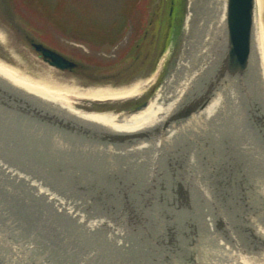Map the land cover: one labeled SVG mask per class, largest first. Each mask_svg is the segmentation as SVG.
I'll use <instances>...</instances> for the list:
<instances>
[{"label":"rangeland","instance_id":"374dc122","mask_svg":"<svg viewBox=\"0 0 264 264\" xmlns=\"http://www.w3.org/2000/svg\"><path fill=\"white\" fill-rule=\"evenodd\" d=\"M191 1L172 0L171 6L166 0H0V35H3L0 59L34 78L49 75L59 85L129 87L142 82L144 86L138 95L90 108L123 113L153 99L166 76L177 69V59L183 56L187 45L183 39L197 34L198 23L187 28L188 32L185 29ZM201 2L205 3L199 5ZM207 2L195 0L194 11L210 16L212 7ZM166 16L171 17V22ZM160 18L161 21L164 18L165 29L157 30ZM221 36L222 44L225 38L224 34ZM32 40L79 62L82 67L74 71L58 69L39 55L31 45ZM195 68L198 70L199 66L192 64L191 70L196 71ZM240 89L238 99L245 100L247 94ZM69 97L76 109L87 110L81 105L87 101ZM14 112L0 125V136L7 139L6 146L0 149V164L8 172L0 171L1 176L5 175L0 181V199L9 197L11 203L7 205L10 215L5 220L2 217L5 210L0 209V223L23 220L24 225L30 226L25 229L31 234L21 227L12 231L38 237V249L44 253L49 254L55 248V252L66 256L71 242L89 238L86 233L89 222L100 219L109 228L105 226L90 235L91 241H83L88 244L87 252L75 255L86 260L82 264H237L230 258L232 250L242 256L238 263L264 264V235L258 228L264 226V147L255 146L252 139L253 142L239 132V126H246L248 120L240 117L241 124L236 126L221 115L215 128L217 133L206 135V146L205 138L197 144L190 138L176 148L171 147L173 151H166L164 145L142 150L132 158L136 164L125 168L131 157L120 154V146L108 141L105 146L102 142L106 149L95 153L81 149L85 143L77 141V146L71 147L72 150L75 147L73 153L67 147L71 139L61 137L60 133L79 132L73 135L84 140V132L66 128L65 133H59L58 127L65 128L49 121L42 112L43 119L27 114L22 108ZM28 118L32 127L38 123L44 129L48 123L47 131L33 132L32 128L28 134L22 133L18 121ZM89 130L95 132L92 127ZM35 133L41 136L36 137ZM58 134L57 142L49 137ZM139 141L132 145L140 144ZM75 157L86 168L83 178L79 177L83 172L75 165ZM12 169L19 170L23 177L26 174V180L18 179ZM33 182L47 189L50 196L53 192L66 199L73 197L71 202L76 206L69 208L71 204L59 202L54 206L44 195L36 201L27 189L28 183ZM87 182L92 189L83 188ZM179 185L187 191L190 201V206L180 209L176 208L182 206ZM145 194L150 196L152 208L142 202L140 212H145L140 216L131 206L139 205ZM16 196L27 201H14ZM33 205L36 210L31 208ZM81 212L89 222L81 217ZM131 219L141 223L133 225ZM210 219L216 223L212 231L207 222ZM220 221L225 225H220ZM230 230L238 240L235 245ZM21 251L20 261H10L5 252L8 261L0 260V264H36L33 253ZM258 254L263 255L260 263L247 262L250 257L254 259L251 255Z\"/></svg>","mask_w":264,"mask_h":264},{"label":"bare ground","instance_id":"6f19581e","mask_svg":"<svg viewBox=\"0 0 264 264\" xmlns=\"http://www.w3.org/2000/svg\"><path fill=\"white\" fill-rule=\"evenodd\" d=\"M196 3L195 0L191 1L192 6L190 8L188 18L186 19L185 29L186 32H188V29L192 24V22L196 21L198 23L196 28L197 34L193 35L189 40H187L186 38L183 39V43L185 44L187 43V45L183 49L184 52L182 51L184 53L183 56L179 57L180 59L176 58L179 62L177 69L172 74L166 76V80L163 83H161V85L158 87L155 97L148 101L147 106L143 107L142 109L132 111L128 114H126V112L129 111L128 109L123 111V113L115 112L116 114L114 112H101L95 109H90L92 107L96 108L97 105H102L107 103L109 104L111 103L112 100L138 95L142 87L144 86L143 84H140L142 82L136 83L129 87H113V86H102V85L95 87H81L78 86V84L59 85V83L52 80V78L49 75L41 76L40 78H34L29 75H26L24 72L20 71L16 67L10 66L5 61H2L0 59V125L6 123L9 114H14L15 113L14 111L19 108H22L23 111H25L27 114L30 113L31 115H35L38 117L42 115L41 114L42 112L43 116L46 117L49 121L55 123L57 126H61L62 128H65V129H61L60 127H58L60 129L59 133L63 132V130H66V128H69L72 130L82 131L86 134V139L83 140V138L73 135L74 133H79V132H72V133L70 131L68 133L63 132L66 135L60 133L61 137L65 138V136H68L69 140L71 139L69 146H67L70 147V149L74 145L75 147L77 146L76 145L77 141H80L78 143H80L81 145L83 144L82 142L86 144V145L83 144L84 146H81V149L83 147L87 149V152L93 151L95 153H99L105 150L106 147H102V145L104 144L106 146L107 141L114 143L115 146H120L122 150L120 151L121 152L120 154L122 155L125 154L128 157H131L130 161L125 163V168H128L129 166H133V164H136L135 162L132 161V158L140 154L142 150L143 152L147 150H154L164 145L163 147L165 148L166 151H173L174 148L171 147L176 148L181 143L183 144V142L187 141L190 138L191 140L194 141L195 144H197V142L199 141L201 142L202 138H205V146H206L207 136H213L215 133H217L215 132V128L217 126L218 120L220 119L219 117H221V115L223 119L224 118L227 119V122L232 120V123H234L236 126L240 123L241 120L240 117H242L246 121L248 120L246 126H243V124L239 126V130H240L239 132L244 137L250 138V140L252 139L255 142L254 143L255 146H260L261 148H263L264 125H261V121L260 120L257 121L255 118L256 117L259 118L264 115V82L263 85L261 86L262 90L259 91L258 89H260V87L256 86V81H253L254 80L253 72L257 70H259L260 72L261 70L262 72L261 77H263L262 81H264V22H263L264 0H255L254 37H253L255 54H253L254 61L252 59V56L250 58L251 65H249V69L242 75H239L237 80L236 78H233L230 81L229 80L226 81V79L223 78L222 79L223 82H221L220 84H218L219 81L217 80L216 82L217 87L215 86L216 89L214 95L212 96L209 104L203 110L197 112L195 115H193L192 117L188 118L183 122H180L179 124H172L171 127L169 126L170 128L163 127L164 122L179 108L180 103L183 102L186 98H188V93L189 96L193 98L191 90L194 87L195 78L200 74L203 75L204 78L207 77L209 74L206 71L209 69L210 66L209 64H213V71L219 68V64H220L219 62L220 59H222L221 58L222 52H218V51H220L223 47L226 46L225 42H222V44L220 43L222 37L221 34H224V38H226L225 35L226 34L225 33L226 0H209L207 4L210 3V5L208 4V6L212 7V9L210 12V16H206V17L201 15L202 13L198 14L197 11H194ZM204 3L205 2L203 3L201 2L199 5ZM0 36L3 39V35ZM192 64L199 66L198 70L197 68H195L196 71L191 70ZM211 78H212L211 76H208L206 79L201 81L202 84L206 83L207 79L210 80ZM215 78L216 77H214V79ZM208 83L210 85L212 81H209ZM239 88L242 89L244 94H250L249 100L241 99V101H239L238 92H237V89ZM69 96H73L77 99H82L83 102L87 101L86 103L81 104L87 110L84 109L85 111H83L82 109L81 110L76 109V105L74 106V104L69 101L70 100ZM252 104L253 106L256 105L255 108L258 107V110L256 109L257 111L251 110L252 108H249L252 107ZM136 107L138 106L132 107L130 108V110L131 109L133 110ZM47 110L49 112H47ZM43 116H41L42 119L44 118ZM257 122L260 124H258ZM32 124L33 123L29 118L18 121V125L20 126L19 128L24 130L22 133H27V134L30 131H32V128H34L33 132L34 130L40 132L47 131V127L49 126L47 125L48 123H46L43 129L42 128L43 124L34 123L33 127L31 126ZM89 127L94 128L95 132L89 130ZM155 127H160L159 131L161 130V132L159 134H157L156 136H151L148 139H144L143 141H139L141 143L134 146L132 145L134 141L128 139L117 141V140H113L112 138H111L112 140L108 138L109 136H112L114 134L121 135L126 133L149 132ZM97 129L100 131L96 132ZM55 132L57 133V131ZM29 135H34V134H29ZM35 135L36 137L37 136L40 137L41 133L40 134L35 133ZM49 137H52L53 140L54 141L56 140L57 142L59 139L57 137L60 136L58 134L57 136L52 135ZM92 137H96V138H92ZM91 139H93V141H90ZM252 140L251 142H253ZM6 141H7L6 136L1 135L0 149L6 146L5 145ZM91 142L92 144L93 143L94 144L90 146L89 143ZM97 144L101 146H98ZM123 146L126 147L127 149H123ZM75 147L73 150L71 149L73 153H76L74 152ZM113 149L115 150L116 148L113 147ZM104 152H108V151H104ZM154 156H156V154ZM76 160L77 161L75 165L78 167L80 171L83 172V173H79L80 175L79 177L83 178L82 176H84V173L86 174V168L84 166H80L83 163L80 159H78V157L76 158ZM4 168H6V166L0 164L1 172L5 171ZM16 169H12V170L16 172L17 178L21 179V181L22 178L26 180L25 178L26 174H24L25 176L23 177L20 171ZM7 173H8L7 171L4 172V174ZM13 175L14 174L12 173L11 176ZM3 176L0 175V181L3 179ZM87 176L89 175L87 174ZM99 185L100 183L96 184L97 187ZM251 187H253V185H251ZM83 188L85 189L91 188V186H89V182H87V185L83 186ZM27 189L30 190L29 195L31 196L32 194L33 198H36V201L41 200L40 199L41 195L42 196L44 195L46 196V198H48L50 203L54 204V206H56V202H59L58 203L59 205H62L63 203L64 204L67 203V206H70L71 204L69 208L76 206L74 202H71L72 201L71 199L73 197L66 199L61 195L53 192H52V196H50V192H48L47 189L45 190L42 186L37 185V183L34 184L28 183ZM55 189L58 188L56 187ZM121 189L122 187L120 188V190ZM74 190H77L76 186ZM178 191L180 195L179 199H181L182 206L181 207L177 206L176 208L180 209L185 205L190 206L189 195H187V191L184 190L183 186H181ZM145 192L147 191L145 190ZM16 197L17 198H15L14 201L17 202H23L24 200L27 201L26 198L22 199L19 196ZM9 199H10L9 197L0 199V203H2L0 204V209L5 210L3 214L4 216L2 215L0 216L4 217V220L6 219V216L8 218V215H10L9 213L10 210L7 209V205L11 204ZM149 200H150V196L148 195L146 196L145 194L143 195V198L140 201V203H138L139 205L134 206L137 203L132 204L131 209H133L134 212L136 210L137 213L141 216L142 213L145 212V211L140 212V206L142 202H144L149 209L152 208L150 207ZM244 204L246 205V203ZM31 208H34V205ZM55 210L58 211L56 208ZM168 211L169 210H167V212ZM21 213L23 214L25 212H21ZM175 214L176 213H173L172 215ZM38 215H42V214L39 213ZM69 215L73 217L72 214ZM75 215L78 216V213H76ZM80 215L82 218L85 219L87 217L83 212H81ZM89 220L90 219H88L87 221L89 222ZM5 222L6 223L3 222V224L0 223V236L2 237V235L6 234L4 240L2 238L0 239V260H3V262L4 259L5 261H8V256L5 254V252H8V254L10 255L9 256L10 261H17V260L20 261V259L18 258L19 256L18 254L21 255L22 254L21 250H25L24 253L27 251L30 254L33 253L34 258L36 260V264H47V263L55 264V260L58 261L57 264H75V262L76 264H79V262L80 264H82L86 260H84L83 258L80 259L78 257H75V255L83 254L85 253V251L87 252L85 248H88L87 247L88 244L85 243L86 245H84L83 241L85 242V240L87 239L91 241L90 235L92 233H98L101 230H104L105 226L109 228V225H107L105 222H103L100 219L96 220L95 222L90 221L89 229H87L86 231V233L87 232L89 233V238H86L83 241L75 242L74 244L71 242L70 244L71 246L70 245L68 247L66 246L70 250V252L66 256H63V254H61L59 251L55 252V248H52V252L49 251L50 255L44 253L43 252L44 250L38 249V247L40 248V239L38 237L30 235L31 231L29 229H25V228H30V226L24 225L22 223L23 220L21 221V219L17 218L16 220H12V221L8 220ZM131 222L133 225H137V226L141 223V222L139 223L136 219L132 220ZM207 222L211 228L210 231L214 230L216 224L215 220L210 219ZM222 223L223 225H225V222L220 221V225H222ZM82 226L84 227V225ZM95 226L100 227V229H97ZM259 226L260 225H258L259 231L262 232L264 235V226L262 228ZM15 227H21L24 229L25 232L30 234L12 231V229ZM246 230L250 231L251 229H248L247 226ZM230 231L232 232L233 235L234 231L233 230ZM63 233H65V230L63 231ZM171 235L172 234H170V236ZM233 238L235 240L234 242L235 245L237 244L236 243L237 239L234 235ZM14 244H16L18 247H14ZM223 245L224 244H222V247H225ZM176 246L179 247V245ZM21 247L25 249H22ZM89 247L90 249H92L90 244ZM72 249H74L75 251H73ZM251 256L254 259L252 260L250 257V260L248 258L249 261L247 262L255 263L257 262V260H259L260 263L261 262L260 260L262 259L263 255L258 254L257 256L256 255L255 256L251 255ZM230 258L236 261L235 263L237 264H243V263H238L239 259L242 258L240 253H233L232 250ZM72 259L74 261H72ZM50 261L52 263H50Z\"/></svg>","mask_w":264,"mask_h":264},{"label":"water","instance_id":"95a60500","mask_svg":"<svg viewBox=\"0 0 264 264\" xmlns=\"http://www.w3.org/2000/svg\"><path fill=\"white\" fill-rule=\"evenodd\" d=\"M254 10H255V0H226V12H225L226 46L219 51L222 52L221 54L222 59H220L219 68L213 71V64H209L210 65L209 69L206 71L208 72L209 76L212 77L210 79L212 83H210V85L208 86L209 88L206 90V93L202 95L203 97L199 99H195L189 103L186 101L187 99L191 100L188 93V98L184 100L186 101V103L184 104L183 101L182 104H180L179 108L164 122L163 124L164 128H167L172 124H179L180 122H183L188 118L192 117L197 112L203 110L209 104L212 96L214 95L216 89L215 86L217 87L216 85L217 80L219 81L218 84L223 82L222 81L223 78L226 79V81L227 80L230 81L233 78H236L237 80L239 75H242L249 69V65H251L250 58L252 56V59L254 61L253 54H255L254 42H253ZM196 24L197 22L195 21L192 22L191 25L193 26ZM186 37L187 40L190 39L189 38L190 35ZM31 45L37 52H39V55L43 57L44 60H47L51 65L57 67L58 69L74 71L82 67V64H80L79 62L66 57L65 55L61 54L56 50L49 48L48 46L44 45L41 42L32 40ZM261 76H262L261 70L260 72L259 70L253 72V79H254L253 81H256V86L260 87V89H258L259 91L262 90L261 86L263 85L264 82L262 81L263 77ZM214 77H216L215 78L216 80L214 79ZM204 79L205 78L201 74L195 78L194 80L195 91H198V89H202L204 91L205 88L204 85H206V83L202 84V88L200 85L201 81ZM246 97H247L246 100H249L250 94H247ZM148 101L149 100L143 102L141 105H139L133 110L128 109L129 111H127L126 114L132 111L142 109L143 107L147 106ZM253 104L252 107L249 108H252L251 110L257 111L258 107L255 108ZM255 119L257 121L260 120L261 125H264V115L259 118L256 117ZM159 128L160 127H155L149 132L126 133L121 135L114 134L112 136L109 137L107 136V137L109 139L112 138L113 140H117V141L128 139L136 142L139 141L140 139H148L151 136H156L161 132V130L159 131ZM179 186L181 187L182 185Z\"/></svg>","mask_w":264,"mask_h":264},{"label":"flooded vegetation","instance_id":"af4514ba","mask_svg":"<svg viewBox=\"0 0 264 264\" xmlns=\"http://www.w3.org/2000/svg\"><path fill=\"white\" fill-rule=\"evenodd\" d=\"M209 76V75H208ZM207 76V77H208ZM207 77H205V79L207 78ZM210 80H208L207 79V82H206V85H204V91L202 90V89H198V91H195L194 90V87H193V89L191 90V92H192V95H193V97L195 96V94H196V96L194 97V98H191V96H190V98H191V100H189L188 101V103L189 102H192L193 100H195V99H199V98H201V97H203L202 95L204 94V93H206V90L209 88L208 86H209V82ZM205 84V83H204ZM201 88H202V82H201ZM140 101H137V103H139ZM256 106V105H255Z\"/></svg>","mask_w":264,"mask_h":264},{"label":"trees","instance_id":"16d2710c","mask_svg":"<svg viewBox=\"0 0 264 264\" xmlns=\"http://www.w3.org/2000/svg\"><path fill=\"white\" fill-rule=\"evenodd\" d=\"M168 3V5H171L172 6V0H169V2H168V0H166V4ZM163 17V16H162ZM166 17H169L168 18V20L170 19V22H171V17L170 16H166ZM164 20V18H162V21ZM161 21V18H160V20H159V22H158V28H157V30L159 29V30H162L163 28L165 29V25H164V21L162 22ZM160 27H161V29H160ZM168 33V36H169V32H167Z\"/></svg>","mask_w":264,"mask_h":264}]
</instances>
